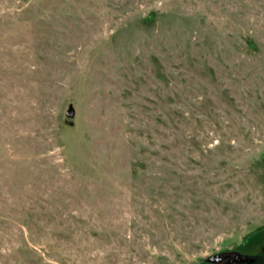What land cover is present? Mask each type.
<instances>
[{"label": "rangeland", "instance_id": "rangeland-1", "mask_svg": "<svg viewBox=\"0 0 264 264\" xmlns=\"http://www.w3.org/2000/svg\"><path fill=\"white\" fill-rule=\"evenodd\" d=\"M260 228L264 0H0V264H264Z\"/></svg>", "mask_w": 264, "mask_h": 264}, {"label": "flooded vegetation", "instance_id": "flooded-vegetation-1", "mask_svg": "<svg viewBox=\"0 0 264 264\" xmlns=\"http://www.w3.org/2000/svg\"><path fill=\"white\" fill-rule=\"evenodd\" d=\"M264 228H260L262 230ZM213 257V260L210 261L209 259ZM208 259V263L210 264H253L254 260L237 250L227 251L221 255L211 256Z\"/></svg>", "mask_w": 264, "mask_h": 264}, {"label": "water", "instance_id": "water-1", "mask_svg": "<svg viewBox=\"0 0 264 264\" xmlns=\"http://www.w3.org/2000/svg\"><path fill=\"white\" fill-rule=\"evenodd\" d=\"M209 260L212 261L213 260V257H211Z\"/></svg>", "mask_w": 264, "mask_h": 264}, {"label": "trees", "instance_id": "trees-1", "mask_svg": "<svg viewBox=\"0 0 264 264\" xmlns=\"http://www.w3.org/2000/svg\"><path fill=\"white\" fill-rule=\"evenodd\" d=\"M259 230V229H258ZM258 230H256V231H258Z\"/></svg>", "mask_w": 264, "mask_h": 264}]
</instances>
